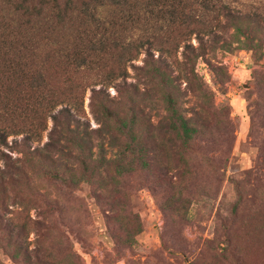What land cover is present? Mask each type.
Listing matches in <instances>:
<instances>
[{"label":"rangeland","instance_id":"rangeland-1","mask_svg":"<svg viewBox=\"0 0 264 264\" xmlns=\"http://www.w3.org/2000/svg\"><path fill=\"white\" fill-rule=\"evenodd\" d=\"M248 1L241 8L261 14L263 29L264 0ZM262 29L247 40L228 26L192 61L181 46L172 60L163 57L166 85L146 72L141 53L125 80L107 87L114 117L88 88L71 125L87 173L64 134L50 140V119L23 153L14 145L22 136H9L0 147L10 157H0V264H15V240L28 258L21 264H264ZM122 84L135 89L132 102L118 95ZM168 92L197 127L193 143L205 158L187 153L172 132Z\"/></svg>","mask_w":264,"mask_h":264},{"label":"trees","instance_id":"trees-1","mask_svg":"<svg viewBox=\"0 0 264 264\" xmlns=\"http://www.w3.org/2000/svg\"><path fill=\"white\" fill-rule=\"evenodd\" d=\"M251 2L0 0V147H7L9 136L21 135L14 145L21 146L23 153L31 141L38 140L50 119V140L64 134L69 147L79 150V165L87 173L89 161L81 149L85 146L71 128L80 122L86 90L91 87L92 103L114 117L107 87L118 78L125 80L126 68H134L133 61L141 53L146 72L166 85L169 66L163 57L172 60L181 46L184 57L192 61L215 45L219 33L228 26L251 40L250 35L262 29L263 23L261 14L241 8ZM193 39L196 46L191 43ZM154 51L158 52L157 59ZM92 73L99 81L90 85L86 76ZM123 85L116 87L118 95L128 96L132 102L135 89L130 92ZM166 96L172 132L187 153L205 158L203 148L193 143L199 134L197 127H188L173 92ZM58 106L61 108L53 113ZM45 147L54 148V143ZM36 155L42 154L37 151ZM0 157L5 162L10 159L2 150ZM18 228L16 239L25 225ZM224 242L226 246L227 239ZM11 245L16 250L10 255L15 264L28 259L24 251L20 253L24 250L21 242L15 240Z\"/></svg>","mask_w":264,"mask_h":264}]
</instances>
